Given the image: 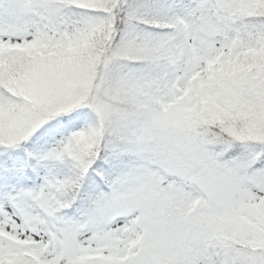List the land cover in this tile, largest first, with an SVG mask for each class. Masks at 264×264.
<instances>
[{"label": "snow or ice", "instance_id": "6c2138e0", "mask_svg": "<svg viewBox=\"0 0 264 264\" xmlns=\"http://www.w3.org/2000/svg\"><path fill=\"white\" fill-rule=\"evenodd\" d=\"M0 264H264V0H0Z\"/></svg>", "mask_w": 264, "mask_h": 264}]
</instances>
